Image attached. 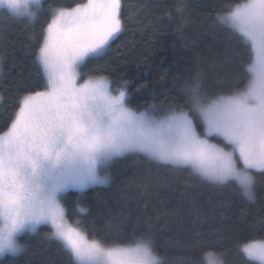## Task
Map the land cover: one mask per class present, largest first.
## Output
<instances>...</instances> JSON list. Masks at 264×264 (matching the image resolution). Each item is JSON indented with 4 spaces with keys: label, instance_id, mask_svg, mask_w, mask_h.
Segmentation results:
<instances>
[{
    "label": "trees",
    "instance_id": "trees-1",
    "mask_svg": "<svg viewBox=\"0 0 264 264\" xmlns=\"http://www.w3.org/2000/svg\"><path fill=\"white\" fill-rule=\"evenodd\" d=\"M87 2L44 0L34 20L0 9V135L14 119L19 99L43 90L35 54L53 12ZM246 2L122 0L123 31L105 54L84 64L83 77L103 78L110 89L124 90L125 106L137 112L152 106L159 114L189 111L186 85L197 73L209 100L229 95L247 84L252 56L217 17ZM252 175L255 200L249 201L235 181L214 183L190 167L128 153L110 164L106 185L66 194V219L105 247L133 245L148 235L162 264H207L208 253L221 264H260L241 250L264 239V172ZM19 245L22 250L0 264H79L48 225L21 236Z\"/></svg>",
    "mask_w": 264,
    "mask_h": 264
},
{
    "label": "snow or ice",
    "instance_id": "snow-or-ice-1",
    "mask_svg": "<svg viewBox=\"0 0 264 264\" xmlns=\"http://www.w3.org/2000/svg\"><path fill=\"white\" fill-rule=\"evenodd\" d=\"M0 6L21 15L20 0H0ZM121 9V0H88L60 9L47 25L35 54L43 90L19 99L0 135V255L19 253V233L50 223L53 236L82 264H162L148 235L119 250L86 242L65 222L58 202L67 187L108 183L99 171L128 153L191 166L214 183L235 181L248 200L255 199L251 170L264 172V0H247L217 17L250 49L247 84L209 100L197 73L186 85L189 111L169 109L159 117L155 106L140 113L126 107V92L110 89L103 78L77 83L79 68L105 54L123 31ZM190 112L202 120L203 135ZM209 137L222 138L230 150ZM243 251L264 264V239L252 240Z\"/></svg>",
    "mask_w": 264,
    "mask_h": 264
},
{
    "label": "rangeland",
    "instance_id": "rangeland-1",
    "mask_svg": "<svg viewBox=\"0 0 264 264\" xmlns=\"http://www.w3.org/2000/svg\"><path fill=\"white\" fill-rule=\"evenodd\" d=\"M44 2V0H20V8H19V12L21 13V15H19V16H15V17H17V18H29V19H31V20H34L36 17H37V12H38V9L41 7V5H42V3ZM121 2H122V0H121ZM88 3V2H87ZM86 3V4H87ZM0 9H6V10H8L5 6H0ZM58 11L59 10H55L54 12H53V18L55 17V15L58 13ZM25 13H30V14H33V15H31V16H29V15H25ZM87 62V61H86ZM85 62V63H86ZM84 63V64H85ZM84 64L79 68V75L77 76V83L78 84H82V83H84V81H86V80H88V79H85L84 77H83V73H82V67L84 66ZM0 105H1V98H0ZM149 110V109H148ZM145 111H147V110H145ZM177 111V110H176ZM136 113H140V112H137V111H135ZM142 112H144V111H142ZM155 114L159 117V116H161V115H163V114H159L158 113V110L157 109H155ZM165 114H167V113H165ZM190 115H192V117H196L197 119H199V121H200V126H202V130L201 131H199L198 130V126H197V131L199 132V133H201V135H203V132H204V125H203V122H202V120L199 118V116H198V114H194V113H191L190 112ZM195 115V116H194ZM193 120H194V118H193ZM194 123L195 124H197L196 122H195V120H194ZM209 139L211 140V142H213V143H216V144H218V145H220L221 147H226V149L227 150H230V146H227V145H225V143H224V141L222 140V138H217V137H209ZM144 154V153H143ZM122 156H124V155H122ZM122 156H118V157H115V158H113L112 160H111V162H109L108 164H107V166L102 170V171H99V174L101 175V176H107L108 178H109V166H110V164L115 160V159H117V158H119V157H122ZM148 157V156H147ZM154 161H156V160H154ZM157 162H159V161H157ZM170 165H174V164H170ZM174 166H187V167H190L191 168V166H188V165H174ZM240 166L241 167H243V165H242V163L240 164ZM254 171H259V170H251V173L252 172H254ZM209 181V180H208ZM212 182V181H211ZM107 184V183H106ZM106 184H91V185H88L87 187H85L84 189H80V188H77V187H67V188H65V189H63L59 194H58V202H59V204H60V206H61V208L63 209V213H64V220H65V222L67 223V224H69L68 223V221H67V219H66V213H65V207H64V203H63V199L65 198V196H66V194L69 192V191H77L79 194H83L86 190H88L89 188H92V187H96V186H102V185H106ZM253 193H254V188H253ZM255 196V195H254ZM246 197V196H245ZM247 198V197H246ZM248 199V198H247ZM255 200V199H254ZM254 200H249V201H254ZM40 225H48V226H50L52 229H53V232H54V228H53V226L50 224V223H41ZM40 225H38L37 226V228L40 226ZM70 225V224H69ZM71 226V225H70ZM74 228V227H73ZM76 229V228H75ZM37 230V229H36ZM79 231V230H78ZM80 232V231H79ZM27 233H34V232H29V231H24V232H21V233H19L18 234V236H17V242H18V244H19V238L21 237V236H23L24 234H27ZM81 233V232H80ZM81 235L84 237V239H85V241L86 242H88V243H91V242H93V241H91V240H89L83 233H81ZM59 240V239H58ZM99 244V243H98ZM105 251H107V250H113V249H115V250H119V249H127V248H131V247H134L135 246V244H133V245H129V246H124V247H105V246H102V245H100ZM244 246V245H243ZM243 246L241 247V250H242V252L245 254V256L248 258V259H250V260H253V261H256V262H258V263H260V264H262V262L261 261H259L258 259H256V258H252V257H249L244 251H243ZM70 250V249H69ZM70 252H71V250H70ZM72 253V252H71ZM18 254V253H17ZM17 254H15V255H17ZM73 255V254H72ZM5 256H14L13 254H6V255H4L3 257H5ZM3 257H0V259H2ZM75 258V257H74ZM75 260L79 263V264H82V262L81 261H79V260H77L76 258H75ZM205 260H206V263L207 264H214V261H219L220 262V260H219V258L215 255V254H213V253H208V254H206V256H205ZM220 264H221V262H220Z\"/></svg>",
    "mask_w": 264,
    "mask_h": 264
},
{
    "label": "clouds",
    "instance_id": "clouds-1",
    "mask_svg": "<svg viewBox=\"0 0 264 264\" xmlns=\"http://www.w3.org/2000/svg\"><path fill=\"white\" fill-rule=\"evenodd\" d=\"M21 246V245H20ZM22 247V246H21ZM10 254V253H9ZM4 255H0V257H3Z\"/></svg>",
    "mask_w": 264,
    "mask_h": 264
}]
</instances>
